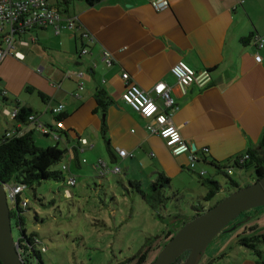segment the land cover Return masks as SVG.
<instances>
[{
	"label": "crops",
	"instance_id": "crops-1",
	"mask_svg": "<svg viewBox=\"0 0 264 264\" xmlns=\"http://www.w3.org/2000/svg\"><path fill=\"white\" fill-rule=\"evenodd\" d=\"M47 1L50 6L58 4ZM168 1L169 7L159 10L150 0L93 4L73 0L69 12L62 14L76 16L78 26L60 34L51 26L4 25L0 90L7 94L0 92V116L7 122L0 124V137L37 130L38 122L56 126L62 115L61 139L45 136L52 139L45 144L66 151L69 172L74 162L96 167L105 161L118 164L117 175L128 182L147 184L160 173L170 178L172 188L179 179L187 180L188 186L199 180L198 194L203 196L205 179L217 180L216 175L223 173L218 166H230L231 159L255 148L264 127V47L254 41L256 34H264L260 25L264 11L256 13L255 0ZM106 51L111 65L103 59ZM179 61L195 69L210 68V84H192L183 91L171 71ZM160 81L171 87L177 106L174 123L196 148L200 160L194 168L189 161L192 153L173 154L158 134L148 130L153 120L143 117L124 96L133 86L150 92L163 105L152 90ZM59 104H64L62 112L54 111ZM18 105L31 107L35 120L13 117ZM120 149L127 153L121 155ZM253 256L244 264H259Z\"/></svg>",
	"mask_w": 264,
	"mask_h": 264
},
{
	"label": "rangeland",
	"instance_id": "rangeland-1",
	"mask_svg": "<svg viewBox=\"0 0 264 264\" xmlns=\"http://www.w3.org/2000/svg\"><path fill=\"white\" fill-rule=\"evenodd\" d=\"M261 10L264 11V0H255L256 13L259 14ZM260 25L264 27V21ZM6 122V117L1 115L0 124ZM34 139L36 145L41 147H48L45 143H52V139L41 135L38 129L35 130ZM66 161L64 157L56 167L60 169ZM109 165L113 166L112 163ZM230 165L233 170L230 176L242 185L254 181L255 172L251 163L244 167L236 166L235 162ZM94 167H78L74 162L72 172L64 170L67 179L75 175V186L64 181L45 180L21 193L22 199H27L29 203L28 209L21 214L24 226L29 233L37 232L42 239L40 247L46 248L42 254L45 264H117L138 254L146 243L155 240L152 238L155 235H163L168 227L173 226L171 221L176 216L191 217L195 211L194 205L202 201L198 194L201 189L199 180L191 183L193 186H188L190 183L187 180H176L171 193L174 197L158 208L161 215L158 216L141 195H129L128 190L119 183V175L109 173L101 177L100 169ZM216 177L223 189L214 197L213 203L227 196L231 189L228 176L220 173ZM123 183L128 185V181ZM9 204L18 215L15 203L9 200ZM208 206L210 202L207 209ZM247 212L245 218L249 225L259 224L264 228V208H252ZM18 221V216L13 215L12 228L16 240L21 234ZM238 231L235 228L222 233L219 238L228 236L223 244L212 245L205 256L220 251L216 264H244L247 260H254L250 249L235 243ZM158 240L153 244L148 264L158 254Z\"/></svg>",
	"mask_w": 264,
	"mask_h": 264
},
{
	"label": "trees",
	"instance_id": "trees-1",
	"mask_svg": "<svg viewBox=\"0 0 264 264\" xmlns=\"http://www.w3.org/2000/svg\"><path fill=\"white\" fill-rule=\"evenodd\" d=\"M72 1L73 0H58L56 7H51L56 9L59 13H68ZM87 1L88 3L93 4L94 1L97 0ZM39 93L42 97L44 96L41 92ZM99 101L103 106L107 105L104 98H101ZM17 107L19 108V111L16 115V119L23 122L26 121V119H28V117L34 112V110L29 106L18 105ZM57 119L62 120L63 116L61 115ZM34 134L35 130L28 131L26 133H18V131H14L13 133H6L0 137V182L4 184L24 185V189L28 187L33 188L36 184H40L45 180L64 181L67 183V177L64 175V170L66 169H63L62 167L59 169L56 167L62 159L66 157V151L61 149L58 145L48 147L36 145ZM40 134L47 136L41 132ZM59 139H61V136ZM59 139L55 140L58 141ZM106 140L108 143V139ZM108 151L111 154L112 161L116 162L117 157L115 152L110 147H108ZM246 154H248V158L243 164H240L237 160H234V158L229 161V164H231V162H235L236 166L244 167L246 165H250L251 163L255 172L254 180L262 177L264 175V127L258 144L255 148L248 150ZM235 165L232 167H235ZM96 167L98 168V166ZM230 167L231 165L222 167L218 166L221 172L229 177V182L233 190L247 185L240 184L236 181V179L230 176V173L228 172ZM100 176L105 177L107 175L101 174ZM201 177L205 178L203 175H201ZM123 181L124 180H122V178L119 179V183L121 182V184H123L124 188L128 190L129 195L131 196L133 193L141 195L146 203H148L149 207H151L158 216H161L159 211H157L158 208L165 206V202L174 197V194L171 195L173 189L171 187V180L163 173H160L156 180H152L147 184H144L141 181L130 180L128 185H126ZM203 183L207 187L206 193L203 196H200L202 201H199L198 204L194 205L195 211L191 217L183 218L181 215L176 216L175 219L171 221L173 226L168 227V229L163 232V235H155V237H152L155 240L153 239L154 241L146 243L144 248L138 254L118 262L117 264H148L149 254L152 250L154 242L159 239V248L157 250L159 252L168 239L172 237L182 225L207 209V203L210 202V206L214 205L215 203H213V199L217 193L223 189V187L219 181L214 180L213 178H206ZM22 200H25L27 204L23 205ZM219 201L220 200L216 201V203ZM14 203L17 208L18 215L17 212L11 209V216L13 217V215H15L19 218L18 225L21 228V234L17 241L25 264H45L42 254L46 251V249H43L44 246L40 247L42 239L38 236L37 232L29 233L27 231L21 215L22 212L29 207L28 200L22 199L21 194H17ZM259 208L264 207H258V209ZM247 215V211L242 212L224 228L223 233H226L227 229L243 220ZM237 229L239 231L235 234V243L250 249L256 256L258 263L264 264V228L260 227L259 224L249 225L247 221L238 225L236 227V230ZM221 234L222 233L218 234L210 242L208 248L213 247L212 245L223 244L225 237L228 236L219 238L221 237ZM219 252L220 251L208 256L204 255L200 264H216L215 260L219 258ZM188 254L189 251H185L172 264H181ZM0 264H3L1 260Z\"/></svg>",
	"mask_w": 264,
	"mask_h": 264
},
{
	"label": "built area",
	"instance_id": "built-area-1",
	"mask_svg": "<svg viewBox=\"0 0 264 264\" xmlns=\"http://www.w3.org/2000/svg\"><path fill=\"white\" fill-rule=\"evenodd\" d=\"M151 3L159 10L169 7L168 0H150ZM6 24L12 25V27L22 26L27 28H33L36 26H51L55 33L60 34L64 29L74 28L78 26L76 16L63 17L62 13H59L56 9L52 8L47 0H0V34L3 31V27ZM6 41L8 46H11L12 38L7 35ZM255 45L260 48L264 47V34H256L254 36ZM84 49V52H87ZM6 50L0 47V62L4 58ZM103 59L111 65L113 60L110 57L109 52H105ZM255 59L261 61L262 56L256 54ZM172 73L176 76L178 84L183 91L192 85L196 84L199 87H205L212 81V71L210 68L195 69L185 63L179 61L171 67ZM80 76L83 73H79ZM124 80L129 79V74L125 72L123 74ZM152 90L156 93L157 97H161L163 105L153 97L150 92L142 91L137 87H128L125 98L139 111V113L145 117L152 119L153 122L148 124L147 128L151 133L158 134L171 149L173 154L182 155L191 152L189 157L190 168H194L197 159L196 150L191 149V143L183 136L180 126L174 123L173 115L177 109L175 99L171 95V87L164 81L157 82ZM4 96L7 94L6 89L0 90ZM64 104H59L54 108L56 112H62ZM19 108L16 107L12 115L16 118ZM35 115H30L28 120H35ZM63 128V121L58 120L56 126H48L38 122V130L52 137L53 139H59V130ZM10 134V133H8ZM82 142L87 143L86 138L80 139ZM121 155H125L127 151L125 149L119 150ZM248 158V154L244 153L234 158L240 164H243ZM98 169H100L102 175H108L109 173H121V167L118 164L110 166L105 161L98 163ZM63 169H68L67 163L62 164ZM228 172L232 174L231 167ZM205 171H201V175H204ZM67 183L70 186H75L77 183L75 175H70L67 179ZM24 185L5 184L8 199L15 202L17 194H21L24 190ZM23 205H26V201L22 200ZM45 250L46 248L43 247Z\"/></svg>",
	"mask_w": 264,
	"mask_h": 264
},
{
	"label": "water",
	"instance_id": "water-1",
	"mask_svg": "<svg viewBox=\"0 0 264 264\" xmlns=\"http://www.w3.org/2000/svg\"><path fill=\"white\" fill-rule=\"evenodd\" d=\"M191 149L196 150L192 144ZM257 207H264V175L233 190L219 202L188 220L170 237L149 264H172L185 251H189V254L181 264H200L210 242L218 234L223 233L224 228L242 212ZM247 221L248 219L244 218L227 231ZM0 260L3 264H25L18 241L13 235L11 207L5 184L2 182H0Z\"/></svg>",
	"mask_w": 264,
	"mask_h": 264
}]
</instances>
